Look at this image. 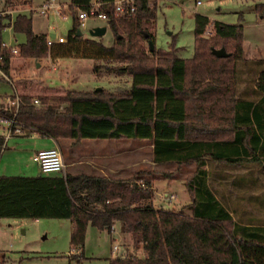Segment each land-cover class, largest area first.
<instances>
[{
  "label": "trees",
  "instance_id": "trees-1",
  "mask_svg": "<svg viewBox=\"0 0 264 264\" xmlns=\"http://www.w3.org/2000/svg\"><path fill=\"white\" fill-rule=\"evenodd\" d=\"M92 0H71L69 8L87 9ZM111 1V0H103ZM24 6L30 0H0ZM105 26L113 42L78 36L74 23L66 41L47 45L45 34L32 30V20L18 14L15 31L25 34L10 59L50 57L94 61L96 76L130 77V88L112 92L66 90L23 95L17 120L28 134L77 146L84 140H137L150 143L155 164H193L185 182L189 214L153 204L152 181H124L106 176H0L1 219H56L71 224L70 247L79 253L89 226L111 234L116 223L142 256L110 258L108 264H264V225L239 224L212 192L206 162L225 165L252 163L264 173V57L244 56L243 26L194 16V54L177 55V48L150 50L154 44L157 4L138 3L130 15H117L103 5ZM255 11L264 18V3ZM4 25H0L3 27ZM223 47L227 57L212 49ZM248 84L238 91L241 75ZM3 139L0 138V155Z\"/></svg>",
  "mask_w": 264,
  "mask_h": 264
},
{
  "label": "rangeland",
  "instance_id": "rangeland-1",
  "mask_svg": "<svg viewBox=\"0 0 264 264\" xmlns=\"http://www.w3.org/2000/svg\"><path fill=\"white\" fill-rule=\"evenodd\" d=\"M47 0H30L24 6H17L20 12L12 15V21L8 18L1 19L0 39L8 45L17 46L25 42V34L15 31L13 22L18 14H25L32 20V30L36 34H55L65 37L72 28L78 9L71 11V0H54V9L41 14L37 9ZM257 3L264 0H159L157 2L156 20L154 23V46L157 49L168 50L177 48V55L182 58H191L194 54V16L202 14L212 21H220L227 24H241L243 26L244 56L247 59L258 60L264 57V18L255 11ZM63 5V13L56 12L58 6ZM105 25L101 19L87 20V26L79 28L83 37L92 38L89 34L91 27ZM101 41L109 45L113 42V35L109 28L100 37ZM36 61L40 63L36 66ZM14 68L11 72L14 84L18 88H29L28 92L34 97L41 94L43 87L60 86L76 91H92L104 88L112 92H118L130 88V77L102 75L93 73L94 61L83 58H57L50 57L35 59H22L15 57ZM53 66L56 68L53 69ZM248 84L247 76L243 73L238 84V91H242ZM8 93H13L11 85H4ZM46 93L60 92L56 88H45ZM0 134H4L0 129ZM37 138V137H36ZM40 142L47 139L38 137ZM14 138L8 140L0 156V176L5 177H36L37 167L25 158V150L14 144ZM20 140V139H17ZM22 140V139H21ZM61 151L63 157L72 154V147L67 140H62ZM125 149L127 164L141 158L142 165L138 172L128 174L120 180H132L136 174L150 181H158L155 186L159 195L168 187L171 194L176 195V201L172 204L160 202L159 195L155 196L153 204L156 208L164 210L182 209L189 214L188 206L190 196L185 182L195 171L193 164L178 166L172 163L151 164L152 148L150 143L137 140H85L76 146L77 159H88L91 153H103L102 155L118 156ZM212 168V166H210ZM206 169V168H205ZM220 174L240 175H264L262 170L252 164L216 166ZM214 170V172H215ZM88 173V172H85ZM217 174V173H215ZM50 176H63V174H50ZM112 179H118L109 177ZM165 180L174 181L168 185ZM175 180L177 182H175ZM218 199L228 203V210L232 208L233 220L239 224L264 225V192L256 190L249 192H232L224 184H211ZM237 193V194H236ZM233 195V196H232ZM260 200L261 203L259 202ZM71 224L68 220L56 219H1L0 220V264H108V259L117 255L113 247L121 244L120 225H114L111 234L99 231L91 226L86 230L85 242L82 249V258L77 260L79 253L70 247ZM127 255L142 256V250L133 248L129 236L123 240ZM120 252V251H119ZM118 255H124L121 253Z\"/></svg>",
  "mask_w": 264,
  "mask_h": 264
},
{
  "label": "crops",
  "instance_id": "crops-1",
  "mask_svg": "<svg viewBox=\"0 0 264 264\" xmlns=\"http://www.w3.org/2000/svg\"><path fill=\"white\" fill-rule=\"evenodd\" d=\"M157 4V3H156ZM62 13H63V9H62ZM100 26V25H99ZM96 27V26H95ZM93 28V27H91ZM52 34H50L51 36ZM55 35V34H54ZM14 59L12 60V65L10 70L13 72L15 70L16 73V68H14L13 64H14ZM38 63V61H36ZM36 63V66H37ZM40 65V63H39ZM39 67V66H37ZM56 67L53 66V69H55ZM10 71V72H11ZM3 84L0 87V92H3L5 94H12V93H8L9 91L5 90L6 88H4ZM47 87H43V91H41V94H50V93H46L44 90H46L45 88H56L57 90H59L60 92H54L52 94H62L64 93L66 90H70L69 88H63L60 86H50L47 85ZM13 88V93L17 92L21 99L23 97V95H31L28 92L29 88H18L16 84H14ZM39 95V94H38ZM34 97V95H33ZM34 99H37V97H34ZM37 137V138H36ZM38 137H40L39 135H31L25 133V136L23 137H17L14 138L15 142L14 144L21 147L22 150H25V158H27V160L31 161L32 163V157L33 155L40 150H48V149H52L55 147H58L61 154H62V158H63V162L65 165V174H70V175H92V176H106V177H113V178H118V179H122L124 178V176L128 175V174H132V173H136L138 172V167H140L142 165V160L141 158H137L136 161H133L131 163L127 164V160H126V151L125 149L123 151H121L122 153H120L118 156H109V155H102L103 153H91L88 155V159L83 160V161H79L77 159V154H76V146H72L71 142L67 140L68 143H70L69 145L72 147V154L67 158V160L65 159V157H63V153L61 151V143H56L54 140L49 139V138H44L47 139V142H40V140L38 139ZM43 138V137H40ZM20 139V140H17ZM22 139V140H21ZM85 141V140H84ZM79 145V144H78ZM152 148V147H151ZM35 164V163H34ZM151 164H155L154 162H151ZM36 165V164H35ZM158 165V164H155ZM231 166V165H225L222 163H216V162H212V161H207L206 162V170L208 171V181H209V186L212 190V192L214 193V195L217 197V194L214 192V190L212 189L211 184H214L215 186L218 184H226V188L229 189V191H232L233 193L238 191V192H242L244 194H248L249 192L254 193L256 190L258 191H263L264 192V175H240V176H229V175H225V174H220L219 170H215L214 167L216 166ZM212 166V168L210 167ZM37 167V165H36ZM38 169V167H37ZM215 170V172H214ZM88 172V173H85ZM37 173L40 174L39 169L37 170ZM217 173V174H215ZM136 178V176L134 177ZM133 178V179H134ZM168 185H171L174 183V181H170V180H165ZM156 182L158 181H153L152 182V186H151V190L153 191V201L155 196H157L158 193V189L155 186ZM175 182H177L175 180ZM237 194V193H236ZM174 196V199L171 200L170 197ZM233 196V195H232ZM160 202L161 201H165L168 204H172L174 201H176V195L175 194H171L169 192L168 187H166L165 189H163V193L160 194L159 196ZM219 200V199H218ZM220 201V200H219ZM262 200H260L259 202L261 203ZM221 202V201H220ZM221 204L227 209V211L232 215L234 214V211L231 209L228 210V203H223L221 202ZM155 206V205H154ZM182 209H177L174 211H179ZM38 221V220H36ZM114 231V227L112 232ZM121 235V244L120 245H116L118 246V252L124 255L121 256H125L128 253L125 251V248L123 245L124 242L123 240H125L126 235ZM139 249H141L139 247ZM2 254L0 253V256ZM83 259V258H82ZM81 260V259H79Z\"/></svg>",
  "mask_w": 264,
  "mask_h": 264
},
{
  "label": "built area",
  "instance_id": "built-area-1",
  "mask_svg": "<svg viewBox=\"0 0 264 264\" xmlns=\"http://www.w3.org/2000/svg\"><path fill=\"white\" fill-rule=\"evenodd\" d=\"M54 0H47L41 6L38 7V11L41 14H46L48 10L54 9ZM159 0H92L88 5L87 9H78L77 18L79 21V28H84L87 26V20L89 19H101L106 21L107 14L104 11L100 10V7L103 5H111L114 12L117 15L123 16L132 15L137 8V4L144 3L146 5H152L157 3ZM16 6H9L0 2V25L1 19L8 18L10 23L12 21V15L16 12H20L21 9H16ZM63 5L58 6L56 12L62 14ZM101 26V25H100ZM66 41L65 37L55 35L54 37L48 35L47 45L51 46L54 43H63ZM4 52H10L16 54L18 52L17 46L8 45L0 39V87L5 84H9L12 87L14 86V78L11 77V70L7 72L4 69L5 59ZM11 58L9 65L11 68L12 60ZM11 71V72H10ZM15 73V70L12 72ZM23 104L20 95L17 92L12 94H5L0 92V129L4 134H0V138L3 139V146L1 149V154L4 150L5 144L11 138L23 137L25 136V126L17 120V115L21 105ZM33 105L38 108L40 107V101L38 99L33 100ZM31 135H38L36 132H32ZM1 156V155H0ZM33 162L37 165L41 175H50V174H63L65 176V165L63 162L62 154L58 147L37 151L33 157ZM171 200L174 199V196L170 197ZM113 251L117 255L115 258H123V256L118 255V246L113 247Z\"/></svg>",
  "mask_w": 264,
  "mask_h": 264
},
{
  "label": "water",
  "instance_id": "water-1",
  "mask_svg": "<svg viewBox=\"0 0 264 264\" xmlns=\"http://www.w3.org/2000/svg\"><path fill=\"white\" fill-rule=\"evenodd\" d=\"M106 31H107V26L101 25V26L90 28L89 34L93 38H98V37H102L106 33ZM51 36L54 37L55 35L52 34ZM78 36H82L81 30L78 31ZM149 46H150V50L154 49V44L151 41L149 42ZM212 53L216 57H227L229 55L223 47L219 49H212ZM37 66H39V63H37Z\"/></svg>",
  "mask_w": 264,
  "mask_h": 264
}]
</instances>
